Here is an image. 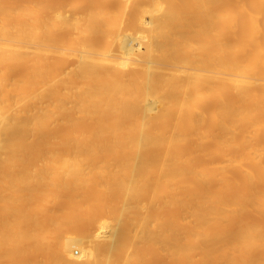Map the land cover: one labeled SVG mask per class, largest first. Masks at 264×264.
<instances>
[{
  "label": "bare ground",
  "instance_id": "obj_1",
  "mask_svg": "<svg viewBox=\"0 0 264 264\" xmlns=\"http://www.w3.org/2000/svg\"><path fill=\"white\" fill-rule=\"evenodd\" d=\"M0 264H264V0H0Z\"/></svg>",
  "mask_w": 264,
  "mask_h": 264
}]
</instances>
